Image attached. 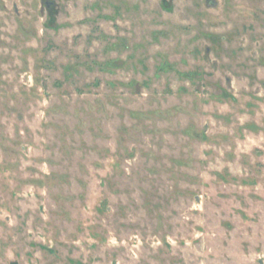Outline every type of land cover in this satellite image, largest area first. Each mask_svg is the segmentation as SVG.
Listing matches in <instances>:
<instances>
[{
  "label": "rangeland",
  "instance_id": "1",
  "mask_svg": "<svg viewBox=\"0 0 264 264\" xmlns=\"http://www.w3.org/2000/svg\"><path fill=\"white\" fill-rule=\"evenodd\" d=\"M0 264H264V0H0Z\"/></svg>",
  "mask_w": 264,
  "mask_h": 264
}]
</instances>
